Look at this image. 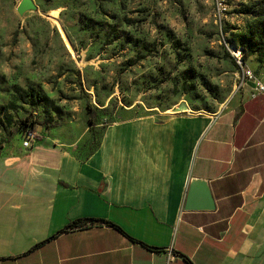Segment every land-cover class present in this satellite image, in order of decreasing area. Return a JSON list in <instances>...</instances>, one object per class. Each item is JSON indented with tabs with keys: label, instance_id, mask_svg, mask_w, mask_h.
Instances as JSON below:
<instances>
[{
	"label": "crops",
	"instance_id": "obj_1",
	"mask_svg": "<svg viewBox=\"0 0 264 264\" xmlns=\"http://www.w3.org/2000/svg\"><path fill=\"white\" fill-rule=\"evenodd\" d=\"M192 178L213 210H184ZM83 219L111 225L61 232ZM0 264H264V96L104 124L85 157L48 134L3 149Z\"/></svg>",
	"mask_w": 264,
	"mask_h": 264
},
{
	"label": "rangeland",
	"instance_id": "obj_2",
	"mask_svg": "<svg viewBox=\"0 0 264 264\" xmlns=\"http://www.w3.org/2000/svg\"><path fill=\"white\" fill-rule=\"evenodd\" d=\"M20 1L0 0V153L32 124L86 156L101 125L217 113L242 70L264 82V0H225L220 20L215 0Z\"/></svg>",
	"mask_w": 264,
	"mask_h": 264
},
{
	"label": "water",
	"instance_id": "obj_3",
	"mask_svg": "<svg viewBox=\"0 0 264 264\" xmlns=\"http://www.w3.org/2000/svg\"><path fill=\"white\" fill-rule=\"evenodd\" d=\"M36 6L31 0H21L16 8L19 15L28 11H35ZM186 110L184 105L173 109V112ZM184 210H213V200L211 198L208 184L205 180L192 178L189 182L187 197L184 203Z\"/></svg>",
	"mask_w": 264,
	"mask_h": 264
},
{
	"label": "built area",
	"instance_id": "obj_4",
	"mask_svg": "<svg viewBox=\"0 0 264 264\" xmlns=\"http://www.w3.org/2000/svg\"><path fill=\"white\" fill-rule=\"evenodd\" d=\"M216 1V13L219 18L221 19L222 15L224 14L226 8H225V0H215ZM248 86L251 90V98H255L259 95L264 96V82H260L257 79L254 78L251 71L248 69L242 70L241 73V81H240V87L243 89V87ZM23 137L24 140L22 142V147L28 148L31 143L35 140L33 137V132L31 128H27L23 131Z\"/></svg>",
	"mask_w": 264,
	"mask_h": 264
},
{
	"label": "trees",
	"instance_id": "obj_5",
	"mask_svg": "<svg viewBox=\"0 0 264 264\" xmlns=\"http://www.w3.org/2000/svg\"><path fill=\"white\" fill-rule=\"evenodd\" d=\"M87 114L89 117V119H88L89 130H91V129L95 128L97 126V124L95 122V118H94L93 112L91 111L90 107H87ZM27 128H33L32 124L27 125V126H22L21 129L18 130L19 135H22L23 131ZM102 128H103V125L101 126L100 132H101ZM99 135H100V133H99ZM98 138H99V136H98ZM96 145H97V140H96L95 146ZM95 146H94V148H95ZM94 148L92 149V151L94 150ZM94 224L111 225V223L101 221V220L83 219V220H77V221H74V222L68 224L61 232H64L66 230L73 229V228H81V227H86L87 225H94Z\"/></svg>",
	"mask_w": 264,
	"mask_h": 264
}]
</instances>
